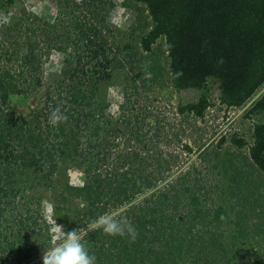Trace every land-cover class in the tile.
<instances>
[{"label":"trees","instance_id":"trees-1","mask_svg":"<svg viewBox=\"0 0 264 264\" xmlns=\"http://www.w3.org/2000/svg\"><path fill=\"white\" fill-rule=\"evenodd\" d=\"M62 1L52 17L44 10L46 0H40L36 12L0 29L27 67L39 66L48 53L65 54L51 86L35 97L41 100L39 108L25 111L20 104L29 97L23 94L26 82L0 73V264H43L57 223L67 224L68 231L87 229L99 215L115 209L135 225L136 235L86 231L83 241L97 264H264V210L246 206L241 179L230 176L232 165L218 151L211 153L209 164L221 170L214 187L210 168L199 171L192 161L173 172L175 156L161 153L151 156L148 172L133 149L135 141L132 147L127 140L116 142L121 126L112 112L105 113L109 102L98 98V87L115 70L113 62L123 59L102 34L108 8L115 3L85 0V10L96 6L92 19L88 17L92 22L75 16L69 24L67 6L76 2ZM128 1L143 7L150 19L140 38L143 50L151 51L164 39L172 86L202 92L196 103L185 106L187 112L204 117L210 82L216 83L220 103L227 108L246 107L264 89V0ZM30 2L0 0V12ZM94 30L99 40L91 36ZM14 31L21 37L13 36ZM34 76V82L33 75L27 79L33 91L43 81ZM152 76L141 81L149 86ZM245 113L260 121L253 125L250 141L233 136L229 143L239 151L225 153L237 157L247 148L249 162L264 173V92ZM160 136L159 129L151 134L154 140ZM70 170L82 173L81 184L71 181ZM47 203L51 217L42 209ZM32 238H44L43 249L30 246Z\"/></svg>","mask_w":264,"mask_h":264},{"label":"rangeland","instance_id":"rangeland-1","mask_svg":"<svg viewBox=\"0 0 264 264\" xmlns=\"http://www.w3.org/2000/svg\"><path fill=\"white\" fill-rule=\"evenodd\" d=\"M84 1L75 0L76 5L70 4L67 6V10L71 11L66 18L69 24L75 19V16L92 22L90 12L93 11L94 13L96 6L87 11L82 6ZM112 1L115 5L112 8H108L109 11L106 13L105 28L102 29V34L108 46L116 47L115 51H117V47L119 51L121 50L123 55L121 54L118 57L123 59L120 58L121 61L115 60L113 62L115 70L112 72L108 82L98 87V98L106 99L109 102L110 107L106 109L105 113L112 112L115 120L121 126L123 133L115 135L117 136L116 142L127 140L129 143L131 142L130 145L132 147L135 141L138 147L133 149L142 155L141 161H145L144 165L147 164L148 169L146 171L148 172H151V156L156 155L157 157L161 153L175 156L176 160L172 163L173 172L187 168L192 161L196 162V166H199L197 168L199 171H205L210 168L208 171H210L212 177L210 176L211 178H209L210 180L213 178L214 187L217 182L219 184L222 177L221 170L218 168L214 169L213 165L209 164L214 159V153H211L218 151L220 153L219 156L228 165H232L229 166L230 169H233L230 176L233 177L235 174L236 178L241 179L242 192L240 193L246 206L255 207L257 212L264 210V173L259 172L249 162L246 154L247 148H243L241 150L242 153L239 152L237 157L228 156L225 153L227 149L231 152L239 151L236 150L237 146L234 143L232 146L229 143L233 136H239V138H245L250 141L253 125L260 120L257 116L247 117L245 111L255 99H258L263 94L264 89L246 107L235 110L226 108L220 103L218 87L215 82H210L207 86L210 105L202 119L192 118L186 114L187 111L184 108L188 104L196 103L202 92L194 90L178 91L172 86L169 80V61L163 38L153 44L151 51L148 52L144 51L140 45L142 30L144 28L148 30L147 25L150 22L147 11L141 6L136 7V5L130 1L127 2V0ZM46 2L50 17L59 12L61 5L64 3L62 0H46ZM38 4L40 5V0L39 2L31 0L30 6H26L25 3H19L17 5L18 9L14 8L15 11L12 9V11L0 12V29L3 28V24H15L20 21L19 16H24L28 11L36 12L37 9L35 8ZM97 28L100 29V26ZM91 32L93 39H100L97 30ZM12 34L13 36L21 37V34L15 31ZM2 36V32H0V37L2 38ZM62 40L65 41V39ZM23 41L26 40L23 39ZM8 56H12L13 60L8 61L6 59ZM64 56V53H48L42 58L39 66L29 65L27 67L25 57L19 54L12 45H9V39L8 41L5 38H2V41L0 40V67L1 69L4 68L0 73L5 75L7 71V73L16 78V81L20 80L17 82H26L23 94L29 97L23 104H20L25 111L28 106L39 108L41 100L36 98L40 97V93L45 92L51 86V80L57 76L56 73L61 67ZM4 64H6V67H4ZM35 74L40 75L43 81L33 91V87L27 83V79L30 75H33L34 78L32 80L33 82L36 81ZM151 75H155L154 77L152 76L155 81L146 86L141 79L143 76L150 78ZM19 88L22 90L21 87ZM27 90H30L29 93L26 92ZM16 95L19 96L20 94ZM15 99L13 96V100ZM261 117L264 118V116ZM173 119L179 121L178 127H174ZM157 128L160 129L161 136L158 140H154L151 138V134ZM147 131L149 134H146ZM143 132L145 133L144 135H142ZM141 139L143 140L142 142H140ZM223 139L225 141H222ZM220 144L221 147L219 146ZM118 146L116 145V147ZM186 146L191 151L186 149ZM216 147H219L218 150H215L217 149ZM156 148H158L160 153L154 154ZM203 150L205 151L203 152ZM202 153L206 159L202 158ZM208 160H210L209 163H207ZM239 172H241V176L237 175ZM77 173H79L78 170L69 171L70 179L75 185H79L82 182V173ZM164 173L166 174L167 171ZM153 175L157 176L158 173ZM161 179L162 177L159 180ZM207 183L211 187L208 181ZM254 203L257 204L255 205ZM42 209L45 214L51 217V203L45 204ZM261 218L264 219V215ZM61 225L68 231L67 224L62 223ZM43 242L44 238H32L29 244H33L30 246L35 245V247L43 249ZM46 247L47 245L44 246V248Z\"/></svg>","mask_w":264,"mask_h":264},{"label":"clouds","instance_id":"clouds-1","mask_svg":"<svg viewBox=\"0 0 264 264\" xmlns=\"http://www.w3.org/2000/svg\"><path fill=\"white\" fill-rule=\"evenodd\" d=\"M97 229H102L110 236L127 235L134 239L136 235L135 225L122 215L120 209L109 210L99 215L87 225V229L74 228L66 231L63 225L57 223L50 232V246L44 251L43 264H97L95 255L90 254L83 241V234L86 231Z\"/></svg>","mask_w":264,"mask_h":264},{"label":"built area","instance_id":"built-area-1","mask_svg":"<svg viewBox=\"0 0 264 264\" xmlns=\"http://www.w3.org/2000/svg\"><path fill=\"white\" fill-rule=\"evenodd\" d=\"M219 101H220V100H219ZM208 107H209V106H208ZM226 108H227V107H226ZM229 109H230V108H229ZM231 109H235V110H237V108H231ZM238 109L240 110V109H243V108H238ZM157 113H158V112H157ZM186 114H187V115H190L192 118H196L197 120H198V119L200 120V119L203 118V117H202V118H197V117H195V115H194L192 112H190V113H189V112H186ZM172 122H173L174 127H178V126H179V123H178L179 121H178V120L173 119ZM175 129H176V128H175ZM176 131H177V130H176ZM177 132H178V131H177Z\"/></svg>","mask_w":264,"mask_h":264},{"label":"crops","instance_id":"crops-1","mask_svg":"<svg viewBox=\"0 0 264 264\" xmlns=\"http://www.w3.org/2000/svg\"><path fill=\"white\" fill-rule=\"evenodd\" d=\"M44 10H47L48 11V6L46 8H44Z\"/></svg>","mask_w":264,"mask_h":264}]
</instances>
